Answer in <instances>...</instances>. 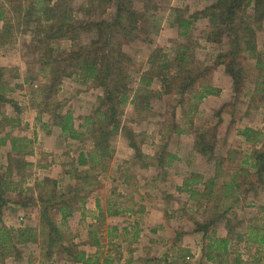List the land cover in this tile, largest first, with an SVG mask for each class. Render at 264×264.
Instances as JSON below:
<instances>
[{
	"label": "rangeland",
	"instance_id": "1",
	"mask_svg": "<svg viewBox=\"0 0 264 264\" xmlns=\"http://www.w3.org/2000/svg\"><path fill=\"white\" fill-rule=\"evenodd\" d=\"M170 1L152 0L149 7L152 9L154 5L155 9L148 11L153 18L145 19L142 24L145 32H139L137 39L130 43H123L121 47L131 61L130 67L127 69L130 74L127 90L129 91V101L132 100V103H127L119 109L120 113L117 119L122 126L128 128L135 135V142L139 146L141 154L148 158L142 162H138L128 153V141L122 135L109 137L108 144L111 152H108L105 156L94 157V141L93 135L90 133L92 122L87 123L85 120L93 117L99 106L98 98L102 96V89L95 82L91 80L83 81V78L79 76L67 77L58 74L60 84L57 85V95L47 97L49 94L48 87L51 84L50 71L48 73L47 70H43L40 73L43 60L48 58L46 56L47 51L51 49V59L63 57L74 48V44H88L90 35H83L80 42L76 43H72L73 40L59 39L41 43V36L35 32L37 16H33L31 22L24 26L22 14H6L12 29H9V35H5L3 33L4 22L0 21V36L3 35V38L0 39V69L4 70L2 80L9 90L7 98L13 100L18 109L15 110L11 105L3 104L0 106V115L4 114L8 117L6 115V112H8L16 118L23 114V106L33 109L32 115L29 117L31 126L26 128L28 132L24 130V134L31 136L26 139L29 142L26 150L34 151L35 149L37 156L31 159L24 154L12 153L10 147H1L0 173L7 172V167L15 159L26 163V168L19 173L16 164L14 163L15 166L11 164L12 170L8 181L19 184L23 194L30 197L42 192L41 188L29 187L31 182L37 180L38 177H43L47 174L45 170H49V176L53 178L46 176L42 180L55 181L57 195L59 193L60 195L64 194L66 197H63V199H67L71 197L69 189L74 190L75 187L80 185L79 171L88 170L92 167V165L87 168L78 166V156L80 154L84 156L91 155L96 159L98 165L90 170L89 176L94 180L93 183L101 179L106 182V184H101V187H98L99 190L97 189L100 195L117 190L116 195L121 194L118 198L126 206V204H131L133 197L137 201L139 198L142 199L141 194L144 192L147 203L152 204L153 207L158 206L163 210L165 214L164 224L167 230L156 237H150L151 240H156L157 243L162 244V247H155L154 256L161 257L166 254L169 261L175 260L177 264H210L202 257V250L207 241L203 240L200 234L189 233L193 229V223L204 221L203 200L196 198V196L187 199V195L188 190H195V192L202 190L199 185V182L202 181L193 174L196 170L205 173L208 180L209 177L214 176L215 168L213 161L201 155L193 154L195 153L193 145L198 130L216 128L213 155L215 158L225 157L229 151L236 149L240 150L243 158H246L251 155L253 149L260 148L264 140L260 136H264V23L259 29L255 27V45L258 58L250 56L242 61L245 71L244 82L240 91L238 93L232 92L231 85L228 91L227 88L226 91L225 89L215 88L219 90V94L223 91L222 101L224 100V104L222 103L220 107L210 111L207 102L201 103L202 100L193 99V95L190 93L183 96L164 93L154 94L159 91V83L155 74L156 67L165 62L163 60L164 56L167 62H173L177 54L188 55L190 61L200 69L213 68L210 80L211 86L213 81L218 82L221 80L219 72L231 84L230 78L225 74L224 66L215 65L217 56L229 50L228 38L223 37L221 44L208 43L205 41L209 29L208 21L200 19L192 22L190 19L191 14L199 11L197 5L208 2V0H187L185 1L188 4L186 7L182 5L175 9H168ZM24 3L29 4L28 0H24ZM1 4V9L6 10L3 0H0ZM61 4L72 15L73 20L79 21H89L91 19L97 21L102 18L111 20L114 9L110 5L101 3V0H69ZM134 8L138 13L146 14L141 3L136 2ZM173 18L176 19L175 22ZM180 19H187L192 22V26L184 33V36H181L182 29L178 28ZM185 47L189 51L184 52ZM57 66H52V68L57 70ZM148 72H152V75L148 77L151 80L150 90L152 91L143 100L141 92H135L144 86L139 81ZM256 77L259 78L256 80ZM22 78L26 82L20 85ZM255 84H259L258 87H255ZM42 86L47 87L42 90ZM252 100H255V105L259 106L255 111L247 110ZM55 105L61 108L59 113L62 116L66 113L71 114L75 129L83 134L80 140H70L67 136L59 135L61 131L59 132L60 129L54 125L57 121L55 115H53ZM145 105H148V107H145ZM219 109H221V112L217 117L215 112ZM22 117L23 120L27 119L25 114ZM34 117L40 118V120L45 118L49 121V127L44 131L50 129L52 132L51 137L44 138L45 135L41 134V130H39L40 121L33 122ZM22 124L24 123L22 122ZM246 126H252L259 133L255 145L244 142L237 133L241 134L247 128ZM36 129L40 131L39 137H36L33 142V134L35 135ZM8 130V123L0 126L2 135L9 133ZM253 131L249 133L251 138L255 136V130ZM22 132L21 124H16L9 133L12 134L10 138L18 135L22 136ZM244 139L246 138L244 137ZM207 141H210V136ZM167 155L175 157V159L169 162ZM25 161H28V163ZM141 164H146L148 167L143 168ZM38 167L41 171L37 176ZM72 168H77L79 171L74 174L71 171ZM124 178H129L125 184L123 183ZM148 180L151 181L149 186L139 187ZM129 183L131 185L126 186ZM42 189L41 194L46 190H51L50 188ZM261 189L256 197L250 193H245L243 189H238L234 195L227 198L225 204V216L231 227V229L229 228V235L233 242L237 244L235 248H242V251H240L243 254L242 260L246 263H253L254 258L261 259V256L256 257L255 254L258 245L244 243L247 237L245 234L247 228H257L259 233L263 231L264 187ZM10 196L14 198V194H10ZM53 197L60 199L56 194ZM60 202L58 201L57 205ZM31 205L25 208L28 209L27 211L14 207H11V210L13 212L21 210L28 213L29 219L25 226L33 225V228H35L38 223L40 207ZM55 215L58 219V214ZM14 217L15 215L12 216V223L18 226L20 222ZM142 217L138 216L140 219ZM6 221L8 222L7 219ZM57 225L59 229L65 230L64 225H60V223ZM215 230L219 237L225 233L227 234L223 222L217 225ZM66 236L69 237V235ZM144 239L143 237L141 240ZM247 246L251 248L249 252H247L248 249H244ZM19 249L23 255V261L19 264H66L67 262L65 254L54 253L50 259L43 256L39 247L34 244L20 246ZM11 260L16 263L13 258ZM12 261L9 260L10 263ZM230 263L232 264L231 258L222 264Z\"/></svg>",
	"mask_w": 264,
	"mask_h": 264
},
{
	"label": "trees",
	"instance_id": "2",
	"mask_svg": "<svg viewBox=\"0 0 264 264\" xmlns=\"http://www.w3.org/2000/svg\"><path fill=\"white\" fill-rule=\"evenodd\" d=\"M67 1L69 0H28L29 4L26 5L24 0H3L6 7V10H4L1 9L2 4L0 5V21L4 22L3 33L9 35V29H12L6 14L12 15L15 13L17 15L22 14L24 26L31 22L33 16H37L35 32L41 36V43L54 39L73 40L72 43H76L80 42L83 35H90L88 44H74V48L63 57L51 59V49L47 51L46 56L48 58L43 60L42 70H40V73L43 70H47L48 73L50 71L51 84L48 87L49 94L47 97L57 95V85L60 84L58 74L67 77L79 76L83 78V81L91 80L95 82L102 89V96L98 98L99 106L93 117L85 120L87 123L92 122L90 133L93 135V146L96 151H94V157L105 156V154L111 152L108 144L109 137L122 135L128 141V146L133 151L135 160L138 162L145 161L148 158L141 154L140 148L135 142V135L128 128L122 126L117 119L120 113L119 109L127 103H132V100L129 101V91L127 90L130 77L127 69L130 67L131 61L121 47L123 43H130L137 39L139 32H145L142 24L145 19L153 18L148 11L154 10L155 6L153 5L152 9L149 7L152 0H101V3L114 7L111 20L102 18L97 21H92V19L79 21L73 20L72 15L63 8L61 3ZM136 2L143 5L145 15L135 10L134 5ZM190 19L192 22L200 19L208 21L209 29L205 37V41L208 43L221 44L223 37L228 38L229 50L217 56L215 65L224 66L225 74L231 81L232 92L238 93L244 82L245 70L242 61L250 56L257 57L255 29H259L264 23V0H212V4L191 14ZM175 20L173 18L174 22ZM192 22L187 19L178 21V28L182 29L183 32L181 36L185 35L184 33L192 26ZM2 38L3 35L1 34L0 39ZM183 51L187 52L189 49L185 47ZM163 60L165 62L157 66V71L154 72L159 83V91L154 94L164 93L183 96L190 93L193 95V99L197 101H201L207 96L219 95V90L213 88L210 84L213 68L200 69L185 54H177L173 62H167L165 56ZM55 65H58L57 70L52 68ZM61 68L62 70H60ZM3 71V69H0V106L9 104L17 110L16 103L7 98L9 90L2 80ZM151 75L152 72H148L140 78L139 82L144 86L135 92L140 91L143 100L152 91L150 90L151 80L148 78ZM258 85L255 84V87H258ZM46 87L42 86L41 89L44 90ZM254 102L255 100L250 102L247 110L255 111L259 107ZM145 107H148V105H145ZM60 109L59 106H54L53 115L57 120L54 125L68 139L80 140L83 134L74 128L71 114L66 113L62 116L59 113ZM220 112L221 109L217 110L215 115L218 117ZM13 121L2 117L0 118V126L4 122L12 125L14 124ZM252 132L254 131L246 128L241 135L246 138L247 142L255 145L259 133L255 132V136L251 138L249 133ZM209 136L210 141H207ZM260 136L264 138L263 135ZM215 137L216 128L198 130L196 133L193 150L214 162L215 174L203 184L200 194L194 190H188L190 198L196 196L203 202L205 201L203 207L204 221L193 223V229L189 233L200 234L202 239L207 241L202 250V257L207 263L222 264L231 258L232 264H264V227H262V233H259L257 228H247L245 233L247 237L244 243L258 245L255 254L256 257L261 256V259L254 258L253 263H246L242 260L243 254L240 252L242 248L236 249L237 244L233 242L229 235L230 222L225 216L227 198L234 195L238 189H243L245 193H250L256 197L262 190L261 188L264 187V140L259 149H253L249 157L243 158L240 150L236 149L229 151L225 157L215 158L213 157ZM7 141H9L8 147H10L12 153L22 155L31 153V151L26 150L29 143L26 139L10 138L8 133L1 135L0 148L6 147ZM94 157L82 154L78 156V166L87 168L92 165V167L83 171H79L77 168L71 169L74 174L79 171L80 185L75 187L74 190L69 189L71 198L60 202L58 205L53 195L56 194L60 199L65 195H60V193L57 195L55 181L43 179L36 182L33 186L41 188L42 192V188H50L51 190L30 197L23 194L19 184L8 181L12 170L11 164H16L18 169L16 167L15 169L18 173L26 168L27 164L23 163L22 160L15 159L7 167V172L0 173V262L11 257L19 264L23 261L22 251L19 247L34 244L39 247L43 256L49 257V259L54 253H57L65 254L67 259L74 263H85L82 253L78 252L76 247L71 244L70 237H67L58 228L55 214L58 213L61 215V219L65 220L75 211L76 206L83 205L85 198L94 188V180L89 176L90 170L98 165ZM167 157L169 162L175 159V157L169 155ZM141 166L143 168L148 167L146 164H141ZM184 186L187 185L184 184ZM10 194H14V198ZM30 204L40 207L38 223L35 228L25 227L12 230L3 226L2 214L5 210H10L11 207L25 209ZM221 222L224 223L227 231L225 237L217 236L215 230V227ZM244 249H248L247 252L251 250L249 246ZM182 251L188 252L186 250ZM261 260L262 262H260Z\"/></svg>",
	"mask_w": 264,
	"mask_h": 264
},
{
	"label": "crops",
	"instance_id": "3",
	"mask_svg": "<svg viewBox=\"0 0 264 264\" xmlns=\"http://www.w3.org/2000/svg\"><path fill=\"white\" fill-rule=\"evenodd\" d=\"M187 0H171L170 4L168 6V9H175L178 7H181L184 5L186 7L188 4L185 2ZM212 4V1L204 2L199 5H197V10H203L205 7ZM221 80L218 82L212 83V86L214 88L219 89H225L227 88V91L230 90V82L229 80L221 73ZM219 75V76H220ZM26 80L22 78L21 84H25ZM223 97V91L218 96H207L204 98L201 103H208V109L215 110L218 107L224 104V100L222 101ZM23 114L26 115L27 119L23 120L22 115L14 118L15 116H11L6 112L7 116H0V118H6L8 120H14V124H8L9 130L8 132L11 133V131L14 129V126L16 124H21L22 126V136H14L16 138H23L28 139L31 136L29 134H24V130L26 131V128L31 126L30 116L33 112V109L30 107L23 106L22 108ZM206 111V110H205ZM16 114V113H15ZM25 118V117H24ZM29 118V119H28ZM28 121V122H26ZM33 122H39L40 127L39 130H41V134L45 135L44 138L48 139V137H51L50 134L52 132L50 129H47L49 127V121L45 118H33ZM22 122L24 124H22ZM6 124V122H4ZM250 130H255L252 126H246ZM75 128V127H74ZM39 132L37 129L35 130V135L33 134V142L35 141V138L39 137ZM60 132V130H59ZM240 136V138L243 139L244 142L249 143L244 139V137L237 132ZM7 134V133H5ZM3 134V135H5ZM9 134V133H8ZM38 134V135H37ZM61 132L59 133V135ZM183 134V133H182ZM2 133L0 132V136ZM12 134H10L11 137ZM62 135V134H61ZM63 137V136H62ZM68 140V139H67ZM252 144V143H251ZM9 141L6 142V147L8 148ZM2 149V148H1ZM0 149V150H1ZM128 149V150H127ZM129 154L132 155L133 158V151L130 148H127ZM193 151V150H191ZM194 155L199 156L198 153H193ZM27 157L33 159V157L37 156V153L34 149V151L31 150V153L29 155H26ZM28 163V161H25ZM26 164V163H25ZM50 168V167H49ZM213 169V168H212ZM37 176L40 174V167L37 169ZM47 172L46 175L43 177L49 176L50 172L49 170H45ZM67 173V172H65ZM196 178L201 180L202 182H199L200 188L203 189V184L207 181V175L199 170L195 173ZM37 178V180H33L29 187L33 186L36 182H40L42 178ZM53 178L52 176H49ZM210 178V177H209ZM208 178V179H209ZM102 180V181H101ZM98 180L93 183L94 188L91 191V195H88L83 205H78L75 208V211L72 212V214L68 217H66L65 220H62L61 215L58 213V223L60 225H64V229L61 231L65 233L66 235H69L70 242L73 244L76 249L82 253L83 259L85 263H74L72 261H69L67 259L66 264H177V261L171 260L169 261L166 254H163L161 257L154 256V251L156 250V246L162 247V244L157 243L156 240H151L150 237H156L157 235H160L161 232H164L167 230L164 224V217L165 214L163 210L160 207H153L152 204L146 202V196L144 192L141 194L142 199L139 198L137 201L134 197L132 199L131 204H125L123 202H120V195H116L117 190H113L110 193H106L103 195H100V192H98V187H101V184H106L104 179ZM129 178H124L123 183L125 184L128 182ZM150 180L143 182V184L139 187H147L150 185ZM59 184V182H58ZM183 184V183H182ZM130 186L131 184H127L126 186ZM184 185V184H183ZM98 189V190H97ZM195 191V190H194ZM121 192V191H120ZM197 193H201V191H196ZM102 194V193H101ZM117 197H116V196ZM66 197V196H64ZM119 197V198H118ZM71 198V197H70ZM67 199H56V202L58 201H67ZM187 199H191L189 195H187ZM54 202V203H56ZM81 204V203H79ZM204 207V202H203ZM28 209H25L23 211H27ZM36 210V209H35ZM21 210H17L16 212H13L10 210H5L2 214V223L3 226L6 229H12V230H18L20 228L25 227H32L33 225H27L25 226L27 220L29 219V214L26 212H23ZM178 213V211H177ZM15 215V219L19 220V224L14 225L12 223V216ZM33 217V214L31 215ZM138 216H143L141 219L138 218ZM8 220V222L6 221ZM35 220H36V214H35ZM155 220V221H154ZM191 234V233H190ZM226 234V233H225ZM223 234L221 237H225L226 235ZM189 235V234H188ZM145 238L144 240H141L142 238ZM68 240V241H69ZM66 245V243H64ZM67 258V257H66ZM12 261L11 257L8 259H4L0 262V264H16L15 262H9Z\"/></svg>",
	"mask_w": 264,
	"mask_h": 264
}]
</instances>
